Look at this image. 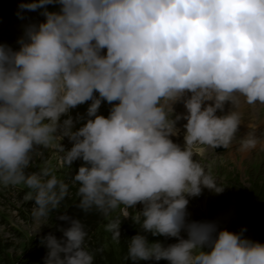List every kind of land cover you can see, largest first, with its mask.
<instances>
[{
    "label": "clouds",
    "instance_id": "clouds-1",
    "mask_svg": "<svg viewBox=\"0 0 264 264\" xmlns=\"http://www.w3.org/2000/svg\"><path fill=\"white\" fill-rule=\"evenodd\" d=\"M54 4L59 11L48 10ZM19 9L21 19L24 10H42L45 20L24 27L18 49L0 44V185L28 189L22 199L34 202L33 222L69 194L49 168L25 171L55 144L62 166L84 162L72 179L79 208L105 218L121 209L128 218L142 204L132 219L143 232L177 239L164 246L133 236L126 256L133 264H264V244L244 237L246 229L189 222L187 211L190 197L225 188L193 146L228 148L241 104H264V0H31ZM89 101L77 129L69 113ZM104 101L112 105L107 117L98 115ZM178 102L186 113H175ZM229 103L232 110L217 115ZM180 120L183 147L171 138ZM259 142L250 131L240 149ZM59 219L69 222L62 239L38 237L44 264H95L84 223ZM121 222L105 226L117 241Z\"/></svg>",
    "mask_w": 264,
    "mask_h": 264
},
{
    "label": "rangeland",
    "instance_id": "rangeland-1",
    "mask_svg": "<svg viewBox=\"0 0 264 264\" xmlns=\"http://www.w3.org/2000/svg\"><path fill=\"white\" fill-rule=\"evenodd\" d=\"M13 1L15 10L19 12L21 3L31 2V0ZM47 8L49 11H59V5H48ZM41 11L24 10L23 19L19 16L14 17L10 12L0 11V44L7 45L14 50L18 49L17 41L23 36L24 27L29 23L38 24L45 20V17L40 14ZM90 104L91 101L70 111L72 118L78 121L77 129L86 123L87 109ZM111 107L112 105L107 101L102 102L98 115L107 117ZM173 107L176 114H183L187 111L181 102ZM230 110H232V105L229 103L225 105L224 112H218L217 115L226 114ZM239 110L243 114L242 124L227 151L217 153L215 149L206 145L193 146L194 158L199 160L225 188L220 194L205 188L200 196L190 197L187 211L189 222H213L218 230L227 229L234 233H240L242 229H246L244 232V237H246L255 229L253 216L264 215V104H246ZM80 117L83 119L80 120ZM66 118L67 116L62 117V119ZM186 122L185 120L178 121L179 134L171 137L181 147L185 144L183 125ZM250 131L260 138V142L255 149L241 151L240 139ZM61 143L66 151L73 146L67 137ZM41 151L43 154L32 161L30 167L25 170L26 173L39 172L47 167L58 179L69 184V194L55 210L49 213L47 218L41 222H33L30 212L34 202L22 199L24 192L28 189L23 184L0 185V264H43L28 261L33 255L40 257L41 254L47 253V249L38 243V237L46 233L53 234L61 221L59 217L66 213L68 206L80 198L77 195L78 186L73 184L72 179L84 162L74 161L70 168L62 166L60 160L63 153L55 144ZM142 210V204H138L135 209H129L131 215L128 218H123L121 209L115 210L108 218L96 212L99 217L95 221L88 222L90 228L87 230L88 237L86 238L88 250L95 253V264H133L132 261L126 259L127 247L128 241L137 234H144L150 242L159 241L164 246L178 242L176 238L153 236L151 233L143 232L140 225L132 219L133 215ZM245 210L252 213L249 214ZM117 217L122 220L120 241L114 240L112 234L105 228L110 219ZM182 236L185 239L188 238L186 232H182ZM136 264H169V262L150 260L139 261Z\"/></svg>",
    "mask_w": 264,
    "mask_h": 264
},
{
    "label": "trees",
    "instance_id": "trees-1",
    "mask_svg": "<svg viewBox=\"0 0 264 264\" xmlns=\"http://www.w3.org/2000/svg\"><path fill=\"white\" fill-rule=\"evenodd\" d=\"M0 11L2 12H10L14 17H18V10H15L14 7V1L13 0H0ZM230 198H233L229 196ZM80 199V198H79ZM232 200V199H231ZM79 200L70 206H68V209L64 215L68 216L70 219H79L81 220L82 223H84L86 231L90 228L89 221H95L96 218L99 217L97 214L98 212L95 210H92L90 212H85L83 209L78 207ZM97 212V213H96ZM247 213H252L248 210H245ZM92 217V218H91ZM255 219V229L253 232L249 235L246 236V238L251 239L253 241L260 242L264 244V215L263 214H256L253 216ZM69 226V222L65 220H61L59 224L57 225V229L53 232V235H55L58 239H62L63 235L60 229L66 228ZM45 255H40L39 256H31L29 257L28 261L29 262H36V263H43L44 264V258ZM27 261V262H28Z\"/></svg>",
    "mask_w": 264,
    "mask_h": 264
},
{
    "label": "water",
    "instance_id": "water-1",
    "mask_svg": "<svg viewBox=\"0 0 264 264\" xmlns=\"http://www.w3.org/2000/svg\"><path fill=\"white\" fill-rule=\"evenodd\" d=\"M219 150H223V151H224L225 148H224V147H218V148H217V151H219Z\"/></svg>",
    "mask_w": 264,
    "mask_h": 264
},
{
    "label": "bare ground",
    "instance_id": "bare-ground-1",
    "mask_svg": "<svg viewBox=\"0 0 264 264\" xmlns=\"http://www.w3.org/2000/svg\"><path fill=\"white\" fill-rule=\"evenodd\" d=\"M181 105L183 106V105H184V103H183V102H181ZM244 106H246V104H243L242 106H240V108H243Z\"/></svg>",
    "mask_w": 264,
    "mask_h": 264
}]
</instances>
